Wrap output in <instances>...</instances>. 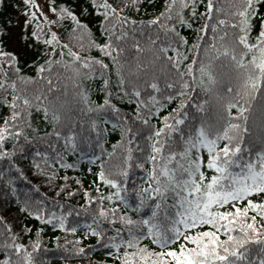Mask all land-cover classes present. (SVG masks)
<instances>
[{
  "label": "snow or ice",
  "instance_id": "6c2138e0",
  "mask_svg": "<svg viewBox=\"0 0 264 264\" xmlns=\"http://www.w3.org/2000/svg\"><path fill=\"white\" fill-rule=\"evenodd\" d=\"M153 6L159 10L149 15L142 0H44L45 12L37 0H0V8L16 13H0V107L8 110L0 115V132L26 117L28 129L39 133L32 127L39 117L51 152L34 150L31 172L41 175V163L63 170L60 179L77 185L69 196L82 192L90 205L111 206L98 211L109 217L100 227L111 225L113 235L90 225L80 236L78 227L66 229L79 256L90 255L84 241L92 235L96 243L107 240L104 264H264V0H235L228 14L219 0ZM160 66L167 69L163 79ZM96 81L99 101L92 99ZM37 84L43 87L17 90ZM61 87L65 96L71 88L81 115L52 95ZM120 102L131 110L122 112ZM209 104L212 120L205 117ZM108 125L120 137L111 151ZM23 140L31 136H22L18 125L14 136L0 134V160L21 178L24 169L12 158L23 157L14 148ZM117 148L122 163L107 173ZM70 153L76 160L67 161ZM81 157L97 165L89 188L75 175ZM134 169L144 178L129 185ZM30 218L50 225L54 217ZM17 232L27 236L33 226ZM21 246L29 247L13 245L11 255L0 248V264H10Z\"/></svg>",
  "mask_w": 264,
  "mask_h": 264
},
{
  "label": "trees",
  "instance_id": "16d2710c",
  "mask_svg": "<svg viewBox=\"0 0 264 264\" xmlns=\"http://www.w3.org/2000/svg\"><path fill=\"white\" fill-rule=\"evenodd\" d=\"M11 3H15V0H10ZM146 10L149 15L158 11L159 9L153 5L162 4L163 0H142ZM234 3L235 0H219V3L224 7L225 14L232 11L229 8V3ZM37 3L44 8V0H37ZM47 12V9L44 8ZM0 13L3 14V18L8 16H15L16 13L12 7L7 9L0 8ZM51 15V13H48ZM147 18L144 16L138 17ZM93 32H96V24L93 22L91 25ZM183 34L190 35L191 30L184 28L182 30ZM95 39H100L98 32L96 33ZM62 39H67V37L62 36ZM87 37H85L84 43L87 44ZM102 42V41H101ZM76 43H79L77 41ZM76 43L73 44L74 50L76 48ZM92 56L101 57V53L92 49ZM167 69L160 66L157 70L158 75L164 78V74ZM32 75V72L28 73ZM24 87H27L30 91L36 88L43 87L42 85H18L17 90L20 91ZM98 81L92 83L93 95L92 99L94 101H99L101 98V93L97 91ZM4 93L0 91V98H3ZM52 95H59L61 99H66L69 102V106L72 108V115H81L78 108L72 105V90L69 87L67 96L64 95V89L61 87L58 92H54ZM50 95L49 99L52 98ZM207 99L206 96L202 97ZM176 105L170 104L169 107H175ZM119 107L121 111H130L131 106L126 102H120ZM8 110L0 107V115H3ZM163 114V112L161 113ZM205 117L208 120L213 119V109L211 104L208 106V111L205 113ZM87 118V117H85ZM109 118H113L112 114L109 113ZM28 119L22 117L18 121H13L12 126L5 128L4 132H0L3 135L14 136L16 133V126L18 125L21 130L22 136H31V142L23 140L20 145H14L15 150L19 153L23 150V157L17 155L13 157L15 165H19L20 168L24 169L23 178L13 170L12 165L7 161L0 160V170H3V179H0V248L8 247L11 255V246L20 245L26 243L29 247L27 250L24 247H20L18 255H12L10 264H104L107 259L105 252L108 250L105 247L107 240H101L100 243H96L95 240L99 237H93L89 235L84 241L85 244L91 246L90 255L79 256L77 254L80 245L74 243V236L68 232L66 229L69 226H76L79 230L75 233L76 236H80L86 229L84 225H90L93 227H99L100 233L105 236L113 235L111 231V225H104L100 227L101 223L109 218L108 216L100 213L98 209L103 207L104 209H109L111 206L105 201L103 205L97 203L95 205H90L84 201L83 193L78 192L76 195L69 196L68 193L71 190H75L77 185L72 179L61 180V177L65 176L63 170L57 171L55 167H48L46 164L41 163L39 165V171L41 175H34L31 172V165L29 161L35 159V151H49L51 149L47 148V144L41 140V133L46 129V125L39 119V117H33L32 127H38L40 129L39 133H32L28 129ZM110 132L105 137L107 143L105 147L111 151V145L120 139L118 131H111V125H108ZM87 126L85 125L82 136H87ZM54 142V141H53ZM81 147L85 149L88 156H91L93 149L87 148L83 143ZM11 151V150H10ZM104 159H108L105 157ZM206 159V153H205ZM76 160V157L71 153L67 157V161L71 162ZM123 153L120 148H117V155L111 161L105 164V170L107 173L115 172V163H122ZM80 171L75 173L77 179L82 180V188L91 187L90 182L95 180L94 173L97 171V165L89 163L85 158L81 157L77 161ZM91 168L92 174H89L86 169ZM133 175L129 178V185L132 183H138L140 179L144 178V174L139 169L133 170ZM66 175L71 177L73 172L69 170ZM63 183L64 188L56 195L57 189ZM39 185V188H37ZM63 204L61 208L60 205ZM25 211H21V209ZM33 214L40 216L41 221L54 217L52 223L44 224L42 222H37L30 217ZM22 224H28L33 226V232L28 233L27 236L19 235L17 230ZM63 225L65 231H59L58 226ZM43 228L42 232L36 233L35 229ZM31 237V239H30ZM59 237V240L55 239ZM40 242L39 251L35 250L36 242ZM67 241L68 243H65Z\"/></svg>",
  "mask_w": 264,
  "mask_h": 264
}]
</instances>
